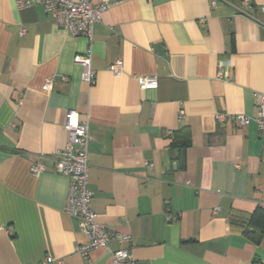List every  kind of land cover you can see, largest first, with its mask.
Wrapping results in <instances>:
<instances>
[{
    "label": "crops",
    "instance_id": "obj_1",
    "mask_svg": "<svg viewBox=\"0 0 264 264\" xmlns=\"http://www.w3.org/2000/svg\"><path fill=\"white\" fill-rule=\"evenodd\" d=\"M212 1L112 4L94 27L90 84L75 62L88 37L42 4L0 0V264H113L108 247L76 251L88 238L55 163L69 109L89 120L91 207L131 235L138 264L264 262V130L234 120L256 116L264 93V0Z\"/></svg>",
    "mask_w": 264,
    "mask_h": 264
},
{
    "label": "built area",
    "instance_id": "obj_2",
    "mask_svg": "<svg viewBox=\"0 0 264 264\" xmlns=\"http://www.w3.org/2000/svg\"><path fill=\"white\" fill-rule=\"evenodd\" d=\"M118 2L120 0L113 2L106 0L98 4H95L92 0H17L18 5L21 7L42 4L60 26L74 35H84L89 38L90 44L86 52L76 55L75 62L82 65V79L90 84L95 81V70L92 67L94 27L101 21L102 14L112 4ZM212 3L215 5L216 0H213ZM22 33L24 34V31ZM109 68L118 75L123 70V62L116 60L109 65ZM138 83L141 89H156L159 85L157 77L154 76H140L138 77ZM52 86V79H48L43 88L50 91ZM254 95L258 108L257 115L237 114L234 116V120L241 126L255 120L259 129L264 130V93L256 92ZM218 117L221 118L222 115H218ZM65 129L68 132V140L65 146L57 152L56 169L69 177L65 210L69 215L79 218L80 228L88 238L85 243L76 247V251L84 256L96 248L108 247L113 264H138L130 249L131 235L107 229L98 220L97 213L91 207L95 192L88 186L89 120L82 118L76 109H69L66 112ZM44 170L45 166L41 163H37L32 167V171L36 175ZM170 218L176 220L177 215ZM4 230V227L0 225V235ZM114 241L121 246L117 249H111V244ZM44 262L46 264H62V261H55L50 256L46 257Z\"/></svg>",
    "mask_w": 264,
    "mask_h": 264
},
{
    "label": "trees",
    "instance_id": "obj_3",
    "mask_svg": "<svg viewBox=\"0 0 264 264\" xmlns=\"http://www.w3.org/2000/svg\"><path fill=\"white\" fill-rule=\"evenodd\" d=\"M186 146H187V143H185V146H181V147L183 148V147H186Z\"/></svg>",
    "mask_w": 264,
    "mask_h": 264
}]
</instances>
